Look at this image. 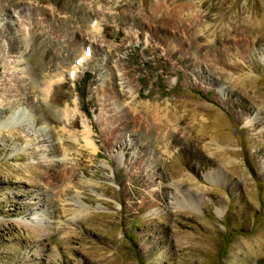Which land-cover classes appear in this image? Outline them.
<instances>
[{
	"label": "rangeland",
	"instance_id": "1",
	"mask_svg": "<svg viewBox=\"0 0 264 264\" xmlns=\"http://www.w3.org/2000/svg\"><path fill=\"white\" fill-rule=\"evenodd\" d=\"M7 26L0 264H264V0H0Z\"/></svg>",
	"mask_w": 264,
	"mask_h": 264
},
{
	"label": "bare ground",
	"instance_id": "2",
	"mask_svg": "<svg viewBox=\"0 0 264 264\" xmlns=\"http://www.w3.org/2000/svg\"><path fill=\"white\" fill-rule=\"evenodd\" d=\"M168 17H172V14H169L168 15ZM4 31V30H3ZM10 31H11V28H10V26H7V30L6 31H4V32H2V31H0V37H7L8 36V34H10ZM10 44H11V46L12 47H14V48H16L17 47V44H18V42L16 41V40H14V39H10ZM48 86V85H47ZM49 89L48 88H46V91H45V93H44V97H47L48 95H49ZM72 113V112H71ZM71 113L69 112V111H67V110H65V111H63V113H62V115H61V119L59 118V120L61 121V120H63V121H65V122H68L70 119H71ZM158 113V112H157ZM13 115H14V117L11 115V118L12 119H14L15 118V113H13ZM143 115H144V113H143ZM73 116V115H72ZM166 116V115H165ZM164 116V117H165ZM144 117V116H143ZM152 117V116H151ZM155 117V116H154ZM167 117V116H166ZM73 118V117H72ZM158 118V117H157ZM166 120V119H165ZM157 121V120H156ZM70 122V121H69ZM68 122V123H69ZM155 123V122H154ZM159 123V122H158ZM0 126H3V124H0ZM13 126V124H12V122L10 123H8V125H7V127L8 128H10V127H12ZM156 127H157V129L159 130V129H161V126L160 125H156ZM82 137H83V147H85V148H87V149H89L90 151H93L94 150V147H93V145H92V143H91V141L88 139V132L86 131V129H84V131L82 132ZM90 137V136H89ZM53 173L54 172H52V170H51V172H48V174H47V176H49V177H51L52 175H53ZM43 229L44 228H40V229H37L36 231H35V236H40L41 235V232H43Z\"/></svg>",
	"mask_w": 264,
	"mask_h": 264
}]
</instances>
